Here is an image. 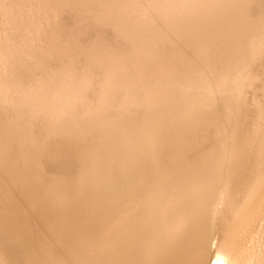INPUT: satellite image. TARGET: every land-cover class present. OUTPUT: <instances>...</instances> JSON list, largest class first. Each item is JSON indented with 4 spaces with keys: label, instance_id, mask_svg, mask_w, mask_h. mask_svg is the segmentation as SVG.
Masks as SVG:
<instances>
[{
    "label": "bare ground",
    "instance_id": "bare-ground-1",
    "mask_svg": "<svg viewBox=\"0 0 264 264\" xmlns=\"http://www.w3.org/2000/svg\"><path fill=\"white\" fill-rule=\"evenodd\" d=\"M82 3L75 46L65 41L58 50L41 44L27 49L25 43L35 42L32 37L20 39L14 49L6 33L10 24H0V55L6 50L0 69L2 147L20 158L18 164L36 169L30 154L59 157L73 145L90 151V166L80 164L75 181L80 186L73 189L89 195L93 215L70 200V216L63 223L76 226L73 233L80 236L91 233L85 230L97 222L113 230L97 248L82 238L71 253L61 242L66 253L57 259L50 250L42 258L35 251L41 261L34 264H159L175 259L187 252L183 232H206L189 216L201 202L215 203L236 163V148L216 151L238 124V103L262 87L251 72L264 65V0ZM245 71L250 75L240 78ZM225 78L231 81L228 86ZM38 136L45 139L40 144ZM156 155L158 165L149 160ZM138 161L144 165L138 167ZM0 164L7 168L6 156H0ZM58 176L61 191L71 193V180ZM147 189L152 190L149 198L143 195ZM79 193H71L73 200ZM120 203L126 207L115 206ZM198 212L214 217L205 206ZM176 213L178 217L167 219Z\"/></svg>",
    "mask_w": 264,
    "mask_h": 264
},
{
    "label": "rangeland",
    "instance_id": "rangeland-1",
    "mask_svg": "<svg viewBox=\"0 0 264 264\" xmlns=\"http://www.w3.org/2000/svg\"><path fill=\"white\" fill-rule=\"evenodd\" d=\"M83 1L0 0V24L2 26L10 24L11 30L7 29L6 33L10 35L9 38L14 49L20 39L23 38V41H27L32 37H34L35 42L32 45L25 43L27 49L36 48L37 45L41 44L44 47L47 45L46 47L52 50H58L62 48L65 41L75 46L78 28L74 25L81 21L78 16L84 7L82 6ZM40 11L43 12L42 15ZM43 14L45 15V22L43 27H40L37 23L40 22ZM62 27H65L63 29L64 34L62 33ZM45 29L50 33L49 35L44 33ZM2 53L5 54L6 50L2 49ZM126 53L128 52H125V55H127ZM3 54L0 55V69L5 61ZM243 66L244 64L240 65L239 68ZM128 69H131V67L128 66ZM251 73L256 74L253 76L262 83V87L252 95L246 96L247 100L238 103V124L234 128H230L227 132L228 136H224L216 151L221 152L226 149L230 152V150L236 148L232 153L236 163L226 182L221 185L220 194L215 203H200V206L211 209L214 217L206 218L205 214L198 212L202 207L190 214V222L196 224L198 229L206 226V232L202 235L195 234V230V232H183L182 237L185 245L187 244V252L182 253L175 259L160 261L159 264L264 263V65L258 69L256 68ZM249 75V71H245L239 74V77L244 79ZM228 80L230 79L225 78L223 80L224 85L231 84V81ZM256 85V83L253 84V87ZM15 105L16 101H13L11 106ZM11 113L15 114L14 111ZM24 136H26V131L19 138L21 144H23L21 138ZM231 136H234V138L232 143L229 144L227 140ZM37 139L38 144L45 140L41 136H38ZM242 142L245 143L243 147L237 148L235 146H239L238 144ZM60 152L62 154L59 157L53 155L52 158H49V154L46 156L30 154V157H34H29L30 160H36L35 162L39 165L40 169H36L34 164L31 166L27 162V165L24 162L23 166L18 164L20 158L15 159L7 148L2 147V141L0 140V156H6L8 162L5 169L0 164V264H34L40 262L41 260L36 259L34 255L35 251L38 252L39 258H42L43 254L46 255V252L51 251L53 254L55 253L57 259L62 256V252L66 253L62 243L66 248L71 249V253H74L76 250L74 243L81 245L82 241L80 240L82 238L91 241L92 244L89 243L90 248H97L104 239L112 235V228L104 224L98 226L99 222L96 223L97 225L94 224L91 228L85 230H90L91 233L82 236L73 233L76 226L63 223V220H68V216H70V200L74 204L76 203L77 208L84 207L86 212L89 213L88 215H93V213L90 208L91 203L89 204V195L86 192L82 193L80 187L78 190L73 189V187L78 188L77 186H80L75 181L81 174L82 166H90L88 158L90 151L84 153L78 145H73L69 151L64 152L62 150ZM82 153H84V157ZM72 156L75 158L73 159ZM12 157L13 159H10ZM159 158L156 155L149 158V160L153 161L154 165L157 162L156 165H158ZM156 159L158 160L155 161ZM164 160L168 161L167 158H164ZM71 162L73 165L70 164ZM64 164L66 168L63 167ZM137 164L138 167L144 165L141 161H138ZM71 165L72 167H69ZM1 168L3 169L1 170ZM79 168L81 171H78ZM57 176L61 177L62 180L64 179V181L67 179L66 183L71 180L67 184V186H72L73 192L70 191L71 193L74 194V191H79L82 194L79 193L76 199L73 200L71 193L67 192L65 194L61 191L63 188L60 189L58 186ZM213 178L218 181L220 176L215 174ZM53 186L58 189H54ZM151 192L150 189L144 190L143 195L149 198L152 195ZM115 206L126 207V204L120 203ZM114 210L116 208L111 209L110 214H108L113 215ZM76 212L77 210L74 209L73 214H77ZM96 212L99 215L98 209L95 210ZM59 214L60 216H58ZM108 214L105 213L104 215L107 216ZM178 214L167 217V219L176 218L179 216ZM68 229L71 233L67 231ZM58 245L60 248H58ZM51 246L53 248L55 246L58 250L53 249ZM224 249H227L229 254H224ZM10 252L12 255L9 254Z\"/></svg>",
    "mask_w": 264,
    "mask_h": 264
}]
</instances>
